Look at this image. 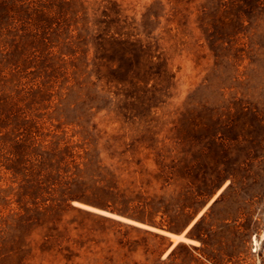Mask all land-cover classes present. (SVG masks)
Wrapping results in <instances>:
<instances>
[{"label": "rangeland", "instance_id": "obj_1", "mask_svg": "<svg viewBox=\"0 0 264 264\" xmlns=\"http://www.w3.org/2000/svg\"><path fill=\"white\" fill-rule=\"evenodd\" d=\"M0 264H264V0H0Z\"/></svg>", "mask_w": 264, "mask_h": 264}, {"label": "bare ground", "instance_id": "obj_2", "mask_svg": "<svg viewBox=\"0 0 264 264\" xmlns=\"http://www.w3.org/2000/svg\"><path fill=\"white\" fill-rule=\"evenodd\" d=\"M219 192V191H218ZM218 192H217V194H218ZM216 194V195H217ZM215 195V196H216ZM84 208H87V209H89V210H93L94 212H98V213H101V214H104V215H107L106 213H104V212H102V211H100V210H97V209H94V208H91V207H87V206H84ZM110 216H112V215H110ZM127 222H129V223H131V224H134V225H137V226H140V227H144V228H147V227H145V226H143V225H140V224H137V223H134V222H131V221H127ZM161 233H163L165 236H167V237H171L170 238V241L172 242V245H173V243H175V242H177V241H182V242H187V243H191V244H195V242L194 241H191V240H187V238H185V237H182V236H180V235H177V234H172V233H169V232H165V231H161V230H159ZM184 238V239H183ZM172 239V240H171ZM174 246V245H173ZM173 246L171 247V248H169L167 251H166V253L167 252H169L172 248H173Z\"/></svg>", "mask_w": 264, "mask_h": 264}, {"label": "trees", "instance_id": "obj_3", "mask_svg": "<svg viewBox=\"0 0 264 264\" xmlns=\"http://www.w3.org/2000/svg\"><path fill=\"white\" fill-rule=\"evenodd\" d=\"M111 215V214H110ZM113 216H115V215H113ZM117 217H119V216H117ZM119 218H122V217H119ZM122 219H124V220H126V221H131V220H128V219H125V218H122ZM119 220V219H118ZM123 221V220H122ZM125 221V222H126ZM131 222H134V223H137V224H140V225H143V226H145V227H147V228H145V229H148V230H151V231H154V232H156V233H159V234H161V235H164L163 233H161L158 229H155V228H151V227H148V226H146V225H144V224H141V223H138V222H135V221H131ZM127 223H129V222H127ZM131 224V223H130ZM134 225V224H133ZM137 226V225H136ZM140 227V226H139ZM141 228H144V227H141ZM173 234V233H172ZM182 233H180V234H177V235H181ZM165 236V235H164ZM186 238V237H185ZM188 239V238H187ZM188 240H191V239H188ZM191 241H194V240H191ZM178 243H180V242H178ZM177 243V244H178ZM183 243H185V242H183ZM173 245H171L170 247H168L167 248V250L169 249V248H171ZM174 247V246H173ZM166 250V251H167ZM166 251H165V253H166Z\"/></svg>", "mask_w": 264, "mask_h": 264}, {"label": "water", "instance_id": "obj_4", "mask_svg": "<svg viewBox=\"0 0 264 264\" xmlns=\"http://www.w3.org/2000/svg\"><path fill=\"white\" fill-rule=\"evenodd\" d=\"M141 224H142V223H141ZM146 226H148V225H146ZM148 227L155 228V227H152V226H148ZM155 229H158V230H161V231L168 232V231H166V230H164V229H162V228H155ZM169 233H171V232H169ZM166 240L169 242V247H170V246L172 245V242L170 241V238L166 236Z\"/></svg>", "mask_w": 264, "mask_h": 264}]
</instances>
